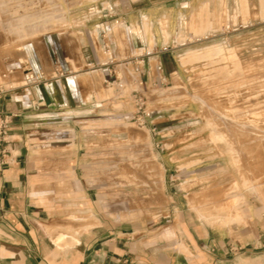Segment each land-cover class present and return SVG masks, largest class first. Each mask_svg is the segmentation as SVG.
<instances>
[{"label":"rangeland","instance_id":"rangeland-1","mask_svg":"<svg viewBox=\"0 0 264 264\" xmlns=\"http://www.w3.org/2000/svg\"><path fill=\"white\" fill-rule=\"evenodd\" d=\"M111 1L118 0H0V68L17 63L27 45L47 51L48 41L57 42L73 63L81 61L86 31L97 23L80 28L81 19ZM147 1L131 9L138 12ZM205 1L169 4L182 15L185 45L161 47L167 51L141 63L140 55L117 60L119 67L108 73L114 87L101 83L100 66L73 67L74 75H82L79 88L93 99L83 106L88 112H72L51 126L48 138L58 146L47 149L59 160L51 168L60 175L46 189L54 194L50 202L65 207L66 218L88 220L91 205H97L106 218L120 222H176L183 210L204 224L228 226L242 206H264V0ZM211 19L212 33L194 38L197 26H210ZM215 45L222 56H185ZM172 50L181 65L174 82L157 89L145 84L144 61ZM93 71L100 85L91 88L98 81ZM16 83L2 84L24 88L23 74ZM69 84L76 86L74 80ZM136 93L145 101L141 114L135 112ZM176 173L179 179L165 180ZM216 213L225 217L218 220Z\"/></svg>","mask_w":264,"mask_h":264},{"label":"crops","instance_id":"crops-1","mask_svg":"<svg viewBox=\"0 0 264 264\" xmlns=\"http://www.w3.org/2000/svg\"><path fill=\"white\" fill-rule=\"evenodd\" d=\"M142 1L102 2L99 12L83 17L80 28L90 21L97 23L86 31L81 61L73 63L57 42L48 41L47 51L27 45L21 52L25 62L19 57L17 63L0 68L2 83L14 79L20 84V74L26 72L42 78L31 86L16 87L0 102V109L13 116L5 145L7 165L0 173V264H264V206H242L235 223L228 226L204 224L183 210L179 221L157 225L115 221L106 218L97 205H91L88 220L74 215L66 218L65 207L50 202L54 194L46 186L60 174L51 168L59 160L53 153L47 154V149L58 146L57 141L49 140V129L72 117V112H88L83 106L93 99L90 92L79 88L82 75H74L73 67L100 66L101 83L109 84L108 73L119 67L117 60L139 56V51L148 48L185 45V40L178 43L179 38L185 39L182 15L178 7L176 11L167 7L177 5L178 0H148L144 9H131ZM105 4L109 5L106 10ZM186 8L187 4H182V10ZM177 52L146 59L141 80L154 84L153 89L172 84L181 68ZM10 69L16 72L15 77H10ZM93 72L98 81L94 80L91 88L100 85L98 71ZM70 80L75 81V87L70 86ZM96 106L102 108L98 98ZM73 108L80 111H69ZM75 158L77 162L78 155ZM177 179V173L165 177L168 182ZM61 233L66 240L56 243Z\"/></svg>","mask_w":264,"mask_h":264},{"label":"built area","instance_id":"built-area-1","mask_svg":"<svg viewBox=\"0 0 264 264\" xmlns=\"http://www.w3.org/2000/svg\"><path fill=\"white\" fill-rule=\"evenodd\" d=\"M167 48H162L161 50H156L153 49L152 51H145L140 55V63L143 62L144 58H148L151 56H154L155 54H159L162 52H166ZM159 71L160 68H157ZM39 76L35 75L34 73L31 72H26L23 74V81L26 85V87L31 86L33 84H36L41 80ZM141 85V84H139ZM13 88L11 87H5L1 82H0V102L4 94L8 92H12ZM134 99V105H135V112L136 114H141V112H145V101L144 98L140 94H134L133 96ZM13 119L12 115L5 114L1 109H0V173L2 171V168L7 165V162L5 160L7 156V151H6V141L9 133V129L11 126V121ZM137 122L139 125H143V120H141L140 117L137 118Z\"/></svg>","mask_w":264,"mask_h":264},{"label":"bare ground","instance_id":"bare-ground-1","mask_svg":"<svg viewBox=\"0 0 264 264\" xmlns=\"http://www.w3.org/2000/svg\"><path fill=\"white\" fill-rule=\"evenodd\" d=\"M246 4V3H245ZM105 7H106V4H105ZM247 8V7H246ZM260 16L261 17H264V4L262 5V8H261V11H260ZM81 24V23H80ZM208 25V24H207ZM143 28L144 30H146L148 28L147 24L144 23L143 24ZM211 26H207V27H202V28H198V29H195V35H194V38H205L207 36L208 33H210L211 31ZM135 32H138L137 29H134V33ZM184 41V39L182 38H179L178 39V42L179 43H182ZM96 45V44H95ZM153 49H150L148 48L147 51H152ZM145 50H141L139 51L140 55L144 52ZM202 51V53H201ZM200 53H199V50L197 51H191V52H188L185 56L188 58H194L196 56H201L202 58H207V59H210V58H213V57H219V56H222L223 55V52L224 50L222 49L221 46L219 45H215V46H211V47H206L204 48L203 50H201ZM25 58L22 57L20 58V61L21 62H25L24 61ZM197 60V59H196ZM195 60V61H196ZM233 61V59L231 60V62ZM236 62V61H235ZM16 63V62H15ZM210 63V62H209ZM234 63V62H233ZM19 64V63H18ZM24 64V63H23ZM157 64V63H155ZM26 65V64H24ZM56 65V64H55ZM20 66V65H19ZM23 66V65H22ZM234 66V65H233ZM238 68V67H237ZM22 69V68H21ZM23 74V73H22ZM118 85V84H117ZM29 92V91H28ZM23 93V92H22ZM31 93V92H30ZM24 94V93H23ZM33 98V97H32ZM107 98V96H106ZM33 100V99H32ZM185 187V186H184ZM197 212H199L200 215L204 216L203 213L200 212L199 209H197ZM225 216L223 214H220V213H216V219H222L224 218ZM202 218V217H201ZM233 219H237L236 216H233ZM62 240H66V237L63 233L59 234L56 238H55V242L56 243H60Z\"/></svg>","mask_w":264,"mask_h":264}]
</instances>
